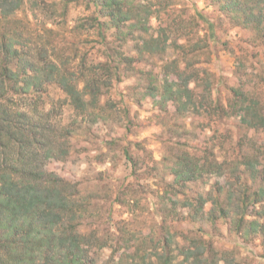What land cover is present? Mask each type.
<instances>
[{"label": "trees", "instance_id": "obj_1", "mask_svg": "<svg viewBox=\"0 0 264 264\" xmlns=\"http://www.w3.org/2000/svg\"><path fill=\"white\" fill-rule=\"evenodd\" d=\"M211 1L221 5L219 10L232 25L264 36V0ZM26 2L33 11H48L49 23L57 17L62 25L69 7L82 5L86 14L71 31L92 34L101 60L89 57L79 40H67L47 26L48 22L34 26L27 16H19ZM175 2L0 0V264H94L91 253L105 247L111 248L113 259L117 254L118 261L126 258L127 264H238L227 250H219L203 236L179 244L168 231L169 223L160 236L141 238L130 253L132 236L123 235L131 232L122 227L123 235H117L120 242L102 238L95 224L98 216L88 219L90 201L75 184L46 168L48 163L65 160L71 135L61 123L57 107L62 106L48 98V91L57 88L67 106L80 115L92 114L94 120L115 108L111 103L102 106L101 97L120 72L133 70L148 76V82L140 86L142 97L153 99L164 112L173 105L181 115H203L206 110L220 122L235 119L232 125L242 132L235 147L225 148L226 139L215 135L216 141L208 138L202 145L176 149L171 170L178 193L185 199L180 206L187 210L183 218L193 226L206 221L212 229L223 221L230 233L249 242L259 236L263 248L260 264H264V222L247 219L256 203L264 200V169L259 167L263 154L253 136L245 135L264 128V104L253 90H246L242 62L234 73L241 86L227 87L225 98L217 94V88L214 95L215 82L198 59L220 43L216 29L226 30L220 26L224 23L218 24L196 9L189 18L184 17L185 11L172 9ZM202 23L206 26L203 36L193 29ZM130 42L136 57L129 55L131 48H124ZM169 52L175 57L162 63L161 81L152 71L136 66L151 56L164 59ZM123 153L133 174L152 170L127 148ZM203 177H216L217 181L208 194H193L190 185ZM130 193L120 192L115 201L120 202V194L125 199ZM207 204L210 207L205 209ZM177 205L169 206L168 219L178 215ZM198 229L204 230L203 226Z\"/></svg>", "mask_w": 264, "mask_h": 264}, {"label": "rangeland", "instance_id": "obj_2", "mask_svg": "<svg viewBox=\"0 0 264 264\" xmlns=\"http://www.w3.org/2000/svg\"><path fill=\"white\" fill-rule=\"evenodd\" d=\"M220 6L211 0H176L172 9L185 11L182 16L188 18L196 9L210 20L224 23L220 26H224L226 30L216 29L220 43L212 46L213 51L208 56L201 54L198 59L201 62L199 66L207 70L209 78L215 82L214 95L217 88V94L225 98L228 96L227 87L241 86V82L234 79V73H237L238 65L242 62L245 65L242 69V80L246 90H253L264 104V36H259L251 29L232 25L223 11L219 10ZM23 10L19 16H27L34 26L43 21L48 22L47 26L63 33L67 40H79L82 51H86L89 57L101 60L96 43L91 41L95 38L92 34H77L71 31V27L86 14L82 5L72 4L69 7L66 23L63 25L57 17L54 22L49 23V12L33 11L30 3L26 2ZM152 22L156 25L154 19ZM193 29L201 36L205 35L206 26L203 23ZM222 41L226 43L221 44ZM132 46L133 43L130 42L124 48L128 50ZM128 53L134 57L137 55L133 48ZM174 57L172 52L167 53L164 59L151 56L146 61L137 62L136 66L143 71H152L161 81L162 63ZM147 82L148 76H139L135 70L120 72L119 79L113 81L111 89L105 92L100 100L102 106L111 103L115 108L112 111L105 110L102 116L98 114L94 120L92 114H77L63 102L64 95L57 88L50 89L48 98L57 102L56 106H62L57 107L61 123L68 127L71 135L68 138V155L65 160L48 163L46 168L75 184L81 196L90 201L88 219L98 216L95 224L101 230L102 238L110 237L113 241L120 242L117 235H123L120 233L122 227L131 232L129 235H123L132 236L130 253L141 238L160 236L169 223L168 231L175 235L179 244L203 236L204 240L211 239L219 250H227L231 259H235V263L260 264L263 248L259 236L249 242L235 232L230 233L228 225L223 221L216 223L212 229L211 224L205 223L206 221L197 222L193 226L183 218L187 210L180 206L185 199L183 193H178L180 188L175 184L171 170V164L174 162L172 152L176 149L198 146L207 142L208 138L216 141L215 135L226 139L225 148L230 145L235 147L239 134H242L232 125L235 119L220 122L213 113L210 115L206 110L203 115H181L173 105H168L167 111L164 112L153 99L142 97L140 86ZM49 99L47 101H50ZM46 107L47 105L44 106ZM246 134L249 139L253 136L252 140L262 149L263 156L259 167L263 170L264 128L257 132H245ZM124 148H127L137 161L148 162L152 170L148 173L142 171L140 175L133 174L131 163L123 153ZM226 154H231V151ZM215 181L216 177H203L189 185L193 194L200 192L204 195L212 189ZM125 191L131 193L122 199L124 196L121 197V194ZM120 192V202H116L115 197ZM122 200L125 203H121ZM175 204H178V215L168 219V210H171L169 206ZM209 207V204L205 205V209ZM252 214L248 215L247 219H259L264 222V200L256 203ZM200 226H203L204 230L198 229ZM91 254L95 257L94 264H127L126 258L119 262L117 254H114L113 259L109 247Z\"/></svg>", "mask_w": 264, "mask_h": 264}]
</instances>
